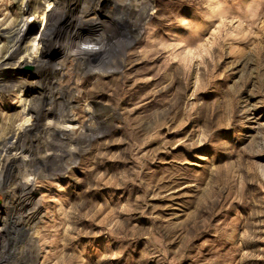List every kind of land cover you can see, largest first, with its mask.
<instances>
[{
  "label": "rangeland",
  "instance_id": "374dc122",
  "mask_svg": "<svg viewBox=\"0 0 264 264\" xmlns=\"http://www.w3.org/2000/svg\"><path fill=\"white\" fill-rule=\"evenodd\" d=\"M78 1L83 12L66 22L42 72L52 96L75 94L70 120L48 104L34 129L37 95L25 85L39 80L32 64L57 2L0 0V31L24 21L29 32L0 69L2 81L19 73L0 92V139L35 130L8 178L29 182L39 206L9 243L7 264H264V0H106L94 12L99 0ZM143 16L141 35L115 50ZM103 38L108 55L81 68L108 61L111 72L78 70L72 52ZM7 44L0 37L1 58ZM61 131L83 143L39 177L18 168L37 157L50 165Z\"/></svg>",
  "mask_w": 264,
  "mask_h": 264
},
{
  "label": "bare ground",
  "instance_id": "6f19581e",
  "mask_svg": "<svg viewBox=\"0 0 264 264\" xmlns=\"http://www.w3.org/2000/svg\"><path fill=\"white\" fill-rule=\"evenodd\" d=\"M20 1V0H18ZM26 3L28 0H24ZM41 1V0H40ZM39 0H29V4L31 7L33 5L39 6ZM57 2L56 10L58 9L59 14L55 15V18L52 20L50 27L48 30L45 32L44 36L42 37V50L40 54V58L35 59L32 66L36 68L37 71V80L34 84L30 85H25V89L27 93L29 94H35L37 96L33 97V100H36V103L33 104L29 108V113L34 114L35 117V124H34V129H38L40 127V123L42 121V114L43 111H45L46 106L57 104L59 106L58 109V119L60 121H65V120H70V115L68 113V110L73 108V104L76 101L75 94L72 92V95L66 96L64 92H60V94L57 97L52 96L51 92H49L50 88L48 89V85L44 83L42 80L43 76V71L47 69L48 63H47V51L49 50L50 46L60 38L61 33L64 31V25L66 22L73 20L76 18L80 13L83 12V9L80 8V5L77 4L79 1L78 0H54ZM75 1V2H74ZM106 0H99L97 3L93 5V9L90 10V12H94L93 10H98L99 6L101 3L105 2ZM74 2V3H73ZM77 2V3H76ZM23 3V2H22ZM33 4V5H32ZM26 11V8H24ZM30 9V6H29ZM27 12V11H26ZM85 13V12H84ZM83 13V14H84ZM82 19V18H81ZM148 16H143L137 20L131 21L129 23L128 30L126 31V35H124V41L122 44H118L115 50L118 52H123L125 48L128 47V45L132 44L134 40H136L142 33L143 27L145 26ZM14 24H16L14 33H11V24L6 25L4 24L5 29L2 33L0 31V37L5 38L7 41V50H6V55L3 56L0 59V69L5 68L7 71L12 62V60L19 54V52L22 50V43L27 38L28 33L23 34L22 32L23 27L28 26L26 22H19V21H14ZM12 23V24H13ZM9 31V32H7ZM29 31V30H28ZM97 44L100 45V49L96 50L95 47H98ZM110 47H108V43L106 42V38L100 39V40H89L85 44H83L80 48L77 50L73 51L72 57L74 58V62H76L78 66V70L84 71L86 74L88 72H93L94 71H106V72H111L110 69L111 63L112 62H101V61H96L95 64L91 66V70H83L81 68L83 63H88L92 59L100 60L102 54L108 55ZM71 53V54H72ZM124 53H122L123 55ZM106 57V56H105ZM78 61V62H77ZM26 64H30L25 61ZM76 66V67H77ZM84 66V65H83ZM87 68V67H85ZM77 69V68H76ZM80 71V72H82ZM8 78L10 79L9 81H2L0 80V92H9L13 81L16 79V76L19 75V73L15 71H9L8 72ZM50 75V74H49ZM48 79V78H47ZM51 81V80H50ZM50 83V82H49ZM29 84V83H28ZM75 99V101H74ZM101 114L100 111L93 113V115H90L86 126L83 130V133L81 136L83 137H90L92 135V132L96 129L93 125V122L95 120L96 115ZM106 118V117H105ZM104 120V118H103ZM96 126V125H95ZM32 128V129H33ZM26 130L23 134V136L18 135L17 133H13L12 131L8 132L6 137L0 139V156L4 157V163L2 167V171L0 174V191H5V197H6V202L2 203V198H0V222L3 224L2 229H0V264H7V257L9 256L8 252V247L10 242H15L21 234L27 229L26 224L34 221L36 217L38 216L39 212V206L35 204L33 200V187L30 185L29 182H22L20 180H13L9 179L8 177L10 176L11 170L15 169V164L17 163L16 160L19 157L18 155L20 153H23L24 150V143L26 144L25 137L30 135L32 132L35 130ZM53 132V131H52ZM43 133V132H42ZM51 133V132H49ZM54 133V132H53ZM27 135V136H26ZM81 136H73L71 134H68L66 132L61 131L60 133V142H62V145L60 147L59 153H53L49 159H50V165H41V161L44 159V157L37 159H34V161L31 162H24L22 163L21 167L18 166L19 169L23 170H29V172L33 173L34 175L41 176L43 173L46 171V169L51 166L57 159H63L64 157L60 155L63 153V151L69 150V146L71 144H81L83 143V138ZM35 137V136H34ZM13 140H16V143L13 142ZM54 140V139H53ZM87 140V139H86ZM29 142V141H28ZM58 143V142H57ZM56 144V142H55ZM74 146V145H72ZM53 147H55L53 145ZM52 149V148H51ZM50 149V150H51ZM46 150V149H45ZM27 152V151H26ZM48 152V151H47ZM51 152V151H49ZM54 152V151H53ZM35 153V152H34ZM66 153V154H67ZM52 154V153H51ZM21 155V154H20ZM48 155V154H47ZM64 155V154H63ZM69 155L73 156L74 153L69 151ZM34 156V155H33ZM42 156V155H40ZM44 156V155H43ZM50 156V154H49ZM48 156V157H49ZM41 160V161H40ZM62 160V161H63ZM30 161V160H29ZM39 161V165H36L34 162ZM57 162V161H56ZM55 162V163H56ZM60 162V161H59ZM19 163V162H18ZM43 163V162H42ZM66 168V166L61 163L57 168H54L52 171L54 174L57 171L63 170ZM51 172L50 175H53ZM9 195H11L12 200H9ZM5 200V199H4ZM7 209H10V211H6ZM3 214V215H2ZM4 216V217H3ZM17 219V220H14ZM9 233L13 236H11V239H9V242L5 239V243L2 242L3 235L2 233ZM6 237V236H5ZM4 237V238H5ZM16 245V244H15ZM10 249V248H9ZM9 253V254H8ZM28 254H25L24 259L26 258L25 261L28 260ZM32 259V255L29 256ZM10 258V257H9ZM29 259V260H31ZM33 262V260H31ZM30 261V263H32ZM29 262V261H28ZM28 264V263H26Z\"/></svg>",
  "mask_w": 264,
  "mask_h": 264
},
{
  "label": "water",
  "instance_id": "95a60500",
  "mask_svg": "<svg viewBox=\"0 0 264 264\" xmlns=\"http://www.w3.org/2000/svg\"><path fill=\"white\" fill-rule=\"evenodd\" d=\"M0 202H1V200H0Z\"/></svg>",
  "mask_w": 264,
  "mask_h": 264
}]
</instances>
